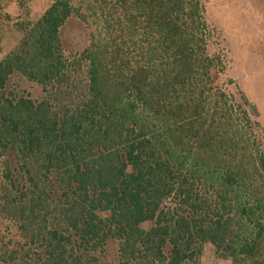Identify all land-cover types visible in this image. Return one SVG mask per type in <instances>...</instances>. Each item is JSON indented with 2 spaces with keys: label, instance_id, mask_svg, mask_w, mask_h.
<instances>
[{
  "label": "trees",
  "instance_id": "16d2710c",
  "mask_svg": "<svg viewBox=\"0 0 264 264\" xmlns=\"http://www.w3.org/2000/svg\"><path fill=\"white\" fill-rule=\"evenodd\" d=\"M207 9L50 0L20 25L0 57V264H201L204 246L264 264V127L226 93Z\"/></svg>",
  "mask_w": 264,
  "mask_h": 264
},
{
  "label": "rangeland",
  "instance_id": "374dc122",
  "mask_svg": "<svg viewBox=\"0 0 264 264\" xmlns=\"http://www.w3.org/2000/svg\"><path fill=\"white\" fill-rule=\"evenodd\" d=\"M49 4L50 0H0V57L18 44L20 25L36 22ZM205 20L212 32V50L225 60V78L234 82L226 93L239 102L241 90L264 127V0H208ZM87 38V30L76 22L60 32L63 48L72 53L82 51ZM200 261L231 264L216 258L209 246H204Z\"/></svg>",
  "mask_w": 264,
  "mask_h": 264
}]
</instances>
